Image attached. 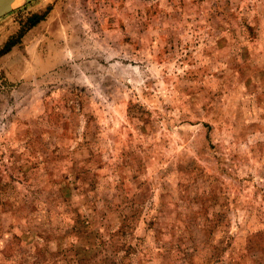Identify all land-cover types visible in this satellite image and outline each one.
Segmentation results:
<instances>
[{"label": "rangeland", "instance_id": "rangeland-1", "mask_svg": "<svg viewBox=\"0 0 264 264\" xmlns=\"http://www.w3.org/2000/svg\"><path fill=\"white\" fill-rule=\"evenodd\" d=\"M48 6L0 55V264H230L264 228V0H22L0 48Z\"/></svg>", "mask_w": 264, "mask_h": 264}, {"label": "trees", "instance_id": "trees-1", "mask_svg": "<svg viewBox=\"0 0 264 264\" xmlns=\"http://www.w3.org/2000/svg\"><path fill=\"white\" fill-rule=\"evenodd\" d=\"M49 6L47 9L40 13H32L26 18L21 26L17 36L10 37L4 45L0 48V55L8 52L11 47L18 41V37L21 36V32L25 28H31L45 19ZM85 137V136H84ZM82 144L87 148V138ZM71 172V171H69ZM76 172L77 170H73ZM55 174L51 172L50 175ZM74 174V173H73ZM76 178L74 179L75 182ZM66 182V183H65ZM64 186L68 189L69 185L67 181H63ZM65 205L70 203L71 198H62ZM72 211H69L71 213ZM70 219L74 220L73 217ZM222 222L215 219L205 218L200 222L202 232L207 233L209 230L215 231L220 229ZM209 234H212L209 233ZM204 246V247H203ZM203 248H195L197 252H192L194 249L186 251L180 249L179 245L164 246L165 254L168 256L166 261L162 264H216L220 260V249L218 246H213L208 240L204 244ZM187 247L186 245L183 246ZM228 250V258L230 264H264V228L247 233L244 237H240L237 241H231L226 247Z\"/></svg>", "mask_w": 264, "mask_h": 264}, {"label": "bare ground", "instance_id": "bare-ground-1", "mask_svg": "<svg viewBox=\"0 0 264 264\" xmlns=\"http://www.w3.org/2000/svg\"><path fill=\"white\" fill-rule=\"evenodd\" d=\"M22 0H0V7L7 8L9 6H14L20 3Z\"/></svg>", "mask_w": 264, "mask_h": 264}, {"label": "water", "instance_id": "water-1", "mask_svg": "<svg viewBox=\"0 0 264 264\" xmlns=\"http://www.w3.org/2000/svg\"><path fill=\"white\" fill-rule=\"evenodd\" d=\"M24 1L29 2V1H31V0H24ZM11 10H12V7H11V6H9V7H7V8H2V7H0V17L6 15V14L9 13Z\"/></svg>", "mask_w": 264, "mask_h": 264}]
</instances>
